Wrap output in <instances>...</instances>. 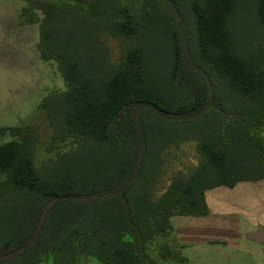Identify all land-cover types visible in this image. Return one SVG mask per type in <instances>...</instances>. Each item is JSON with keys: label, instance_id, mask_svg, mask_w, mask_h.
I'll use <instances>...</instances> for the list:
<instances>
[{"label": "trees", "instance_id": "1", "mask_svg": "<svg viewBox=\"0 0 264 264\" xmlns=\"http://www.w3.org/2000/svg\"><path fill=\"white\" fill-rule=\"evenodd\" d=\"M21 1L65 89L39 103L41 162L28 125L0 127V255L26 246L49 201L95 199L53 205L0 264H189L172 219L207 217L208 190L264 180V0ZM188 143L198 165L166 184Z\"/></svg>", "mask_w": 264, "mask_h": 264}, {"label": "rangeland", "instance_id": "2", "mask_svg": "<svg viewBox=\"0 0 264 264\" xmlns=\"http://www.w3.org/2000/svg\"><path fill=\"white\" fill-rule=\"evenodd\" d=\"M22 7L21 0H0V15L3 21L8 20L7 31L0 32V127L28 125L38 138L41 148L37 160L41 162L47 156L45 147L51 129L39 103L50 91L65 89V83L55 64L41 60L37 51L38 26L24 22ZM113 48L117 59L118 48ZM8 140V135L0 134V144ZM198 162L195 143L185 144L170 157L163 181L167 184L177 171H191ZM198 221L174 217V232L167 239L172 247H183L182 254L189 264H264L263 245L234 239L230 233L212 230ZM200 236L218 243L201 245Z\"/></svg>", "mask_w": 264, "mask_h": 264}, {"label": "crops", "instance_id": "3", "mask_svg": "<svg viewBox=\"0 0 264 264\" xmlns=\"http://www.w3.org/2000/svg\"><path fill=\"white\" fill-rule=\"evenodd\" d=\"M7 23L8 20L3 21L0 15V32L7 31ZM0 46L3 47L1 41ZM205 196L209 215L196 218L199 223L208 224L212 230L230 233L229 236L238 240H249V233L264 231V180L242 182L234 188H214L208 190ZM198 239L201 245L218 243L203 236Z\"/></svg>", "mask_w": 264, "mask_h": 264}, {"label": "water", "instance_id": "4", "mask_svg": "<svg viewBox=\"0 0 264 264\" xmlns=\"http://www.w3.org/2000/svg\"><path fill=\"white\" fill-rule=\"evenodd\" d=\"M178 22H181L178 14H175ZM141 161V157L139 158V163ZM95 197H87V198H55L51 201H49L47 203V205L45 206L41 217L39 219V222L37 224L36 230L34 231L32 237L27 241L26 246L20 248L19 250L14 251L13 253L7 254V255H0V261L3 260H9V259H14L18 256H20L21 254H23L28 248H30L34 242H35V238L37 237V235L39 234V232L42 229V226L47 218L48 212L50 211V209L53 207V205H55L58 202H67V201H72V202H86V201H92L94 200ZM247 239H249L252 242H255L259 245H264V231H256V232H252L249 233L247 235Z\"/></svg>", "mask_w": 264, "mask_h": 264}]
</instances>
